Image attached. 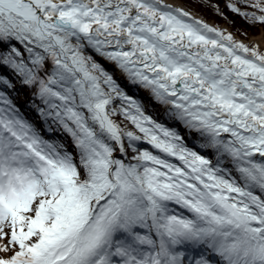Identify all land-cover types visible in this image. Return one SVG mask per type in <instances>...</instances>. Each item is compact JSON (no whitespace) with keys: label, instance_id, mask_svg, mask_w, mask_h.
<instances>
[{"label":"snow or ice","instance_id":"6c2138e0","mask_svg":"<svg viewBox=\"0 0 264 264\" xmlns=\"http://www.w3.org/2000/svg\"><path fill=\"white\" fill-rule=\"evenodd\" d=\"M5 68L36 115L0 90V264H264V50L165 0H0Z\"/></svg>","mask_w":264,"mask_h":264},{"label":"trees","instance_id":"16d2710c","mask_svg":"<svg viewBox=\"0 0 264 264\" xmlns=\"http://www.w3.org/2000/svg\"><path fill=\"white\" fill-rule=\"evenodd\" d=\"M181 3L182 7L186 10L192 11L195 14L200 15L204 20L211 21L213 24H226V26L238 37L249 38L251 36L259 35L264 31V24L259 22H251L248 19L240 16L239 14L232 12L227 5L234 3L237 7L241 8V11L253 12L257 11L251 7L243 4L240 0H177ZM260 13L257 11V15ZM0 73L7 76L15 85L14 89H4L7 94L12 98L15 104L25 112L30 118L35 119V112L30 108V104L33 100L34 89H29L20 83L19 77L15 75L10 69H0ZM130 94L137 96L140 99H145L146 95L141 91L130 90ZM39 103V101H36ZM151 112V109H149ZM117 122L122 121V117H116ZM127 124V122H125ZM127 128L135 130L131 124H127ZM142 147H150L146 144ZM3 243V241H0ZM3 255V254H0Z\"/></svg>","mask_w":264,"mask_h":264},{"label":"bare ground","instance_id":"6f19581e","mask_svg":"<svg viewBox=\"0 0 264 264\" xmlns=\"http://www.w3.org/2000/svg\"><path fill=\"white\" fill-rule=\"evenodd\" d=\"M165 2L171 4L174 7H179V8L184 9L185 11L189 12L191 14V16H193L196 19L202 20L203 22L209 24V26H211V27L218 28V29L224 31L226 34L227 33H231L237 41L243 42L244 44L248 45L247 42H245L241 38L239 39L236 35H234L232 33V31L228 30L225 26H223V25L216 26L211 21H205V20H203V18H201L200 15L195 14L192 11L186 10L185 8L182 7V5H181V3L179 1H177V0H165ZM251 41L253 42V45L252 46H258L261 50H264V37L263 36L262 37L261 36L251 37Z\"/></svg>","mask_w":264,"mask_h":264},{"label":"rangeland","instance_id":"374dc122","mask_svg":"<svg viewBox=\"0 0 264 264\" xmlns=\"http://www.w3.org/2000/svg\"><path fill=\"white\" fill-rule=\"evenodd\" d=\"M189 11V10H188ZM194 13V12H193ZM197 14V13H196ZM202 18V17H201ZM204 20V19H203ZM206 21V20H205ZM208 21V20H207ZM215 25V24H214ZM218 25H223V26H225L228 30H230L227 26H226V24H223V23H220V24H218ZM217 24H216V26H218ZM231 31V30H230ZM233 33V32H232ZM234 34V33H233ZM234 35H236V34H234ZM237 36V35H236ZM256 37L257 36H263L264 37V31H262V33H260L259 35H255ZM255 36H251V37H255ZM238 37V36H237ZM251 37H249V38H242V37H238L239 39L241 38L242 40H244L245 42H247L248 43V46H252L253 45V42L251 41ZM143 94H145V95H147L145 92H143V90H140Z\"/></svg>","mask_w":264,"mask_h":264}]
</instances>
